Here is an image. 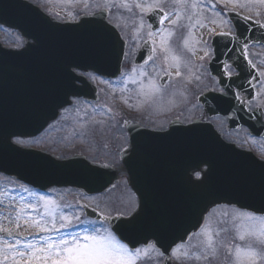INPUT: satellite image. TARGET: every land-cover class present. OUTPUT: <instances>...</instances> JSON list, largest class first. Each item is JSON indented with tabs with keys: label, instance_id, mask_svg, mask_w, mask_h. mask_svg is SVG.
Segmentation results:
<instances>
[{
	"label": "water",
	"instance_id": "water-1",
	"mask_svg": "<svg viewBox=\"0 0 264 264\" xmlns=\"http://www.w3.org/2000/svg\"><path fill=\"white\" fill-rule=\"evenodd\" d=\"M162 17L158 11L147 17L153 31L160 28ZM229 17L236 36L215 38V58L210 65L227 94H209L199 101L211 118L228 117L229 130L247 126L252 134L264 137L262 113L250 115L247 109L259 77L245 57L247 46L264 45V28L237 15ZM0 25L19 30L27 39L21 51L0 46V172L43 191L73 187L95 195L110 190L119 180L112 168L79 156L60 161L12 144L15 137H37L71 105V98L98 100L96 89L73 69L111 78L120 73L125 43L107 21V13L82 17L79 24H60L22 0H0ZM148 50L145 46L138 63ZM226 61L238 76L227 77ZM238 94L245 97L244 102ZM252 118L258 123H252ZM257 125L261 128L256 131ZM146 133L145 139L130 134L131 147L123 153L130 187L139 200L136 226L121 227L128 218H107L84 206L87 217L108 223L132 248L154 242L168 256L173 247L202 228L206 215L217 206L257 214L264 211V163L227 144L211 124H173L165 134ZM160 165L164 166V179L155 177L160 181L156 186L145 183L151 170L160 176ZM139 166L154 168L146 172ZM196 172L200 179H194Z\"/></svg>",
	"mask_w": 264,
	"mask_h": 264
},
{
	"label": "rangeland",
	"instance_id": "rangeland-1",
	"mask_svg": "<svg viewBox=\"0 0 264 264\" xmlns=\"http://www.w3.org/2000/svg\"><path fill=\"white\" fill-rule=\"evenodd\" d=\"M28 1L40 6L46 13L62 22H75L84 14L96 13L102 9L107 10L110 21L119 28L128 47L122 80L112 83L94 75L88 77V80L99 88L100 100L98 103L88 104L83 100L76 101L48 132L36 140L23 141L22 145L44 149L48 153L62 158L84 154L92 161L107 162L111 165L119 164V153L127 143V136L121 124L122 119H138L131 112H127V115L122 114L117 103L124 102L126 107L135 111L136 114L154 119L153 123L139 119L146 126L158 127L171 115L181 116L184 122H191L202 117L203 110L197 103L198 96L210 90H219L217 81L210 77L207 69L213 57L209 44L213 39L211 34L218 31L228 33L232 31L233 33V28L227 17L224 16L223 9L241 12L243 8L245 12L242 13L264 23V3H260L259 0H234V2H229V0H186V3H175L174 0ZM125 3L128 7L122 6ZM136 3H140L143 10L135 7ZM192 3H197V7L192 8ZM128 8H131V11ZM161 8L168 18L163 20V27L159 33L149 35L150 27L146 22V15L154 9ZM173 20L176 21L175 24L171 23ZM213 20L215 23L212 22ZM169 32H171L170 36ZM162 37L166 40V46L163 48L161 47ZM146 40L151 41L155 56L146 66L138 68L134 65L135 55ZM0 41L9 48L23 46V40L19 39L15 33L1 28ZM249 58L264 66V49H251ZM166 69L169 70V73H165L168 72L165 71ZM141 72L145 75L142 76ZM177 72L180 74L177 75ZM228 73L233 75L231 69H228ZM162 74L170 77L164 89H161L159 85ZM132 79H135L136 83H132ZM141 82L145 86L152 82L159 91L145 87L143 91L147 95L142 94ZM258 89V99L251 106L252 108L257 105L264 108V76H262V83ZM160 118H164L163 123L160 122ZM83 122H87L89 127H84ZM212 123L226 141L242 148L249 147L259 158L264 160V141L249 139L245 130L227 133V123L223 118H215ZM74 127L84 134L93 133V135L86 140L85 136L74 134ZM66 131H68L67 134ZM30 192L29 188L23 187L15 180L0 175V226L9 228L13 232H24L32 241L48 237L53 240L62 237L68 238L67 234L69 233L83 236L86 229L89 232L93 229L103 232L106 227L89 224L88 220L83 218V212L75 203L77 198L110 215L114 213L129 214L136 209V201L123 182L108 194L94 198L82 197L73 189L51 191L50 194L41 197H46L59 205L57 213L64 212L68 215L75 213L83 223L74 222L70 227L61 229L59 232L41 233L39 228L25 223V219L29 215L38 218V213L30 208H25L21 214L24 218L19 221L21 226L17 229L15 222L9 223V220L15 217L22 204H35L40 197V195ZM237 211L239 210L233 208H219L209 215L207 228L211 230L214 241L224 240L233 245L244 246L245 242L238 239L237 229L234 227L239 221L231 220L232 214ZM40 212H43L42 207ZM224 212H228L229 216L224 217L222 215ZM256 227L259 228L260 225L257 224ZM222 229H227V231H221ZM217 232H220L219 237L216 235ZM8 242L12 243L13 240ZM205 242L206 236L201 233L192 240L189 246L182 247L177 251L178 260L184 264H191V258H184V254L188 253L189 257L193 254L198 255ZM0 247H3L2 242H0ZM4 255H9V260L4 261L3 264H11V256L6 252L0 254V260H3ZM224 256L225 251L221 248L218 256L215 259L207 260V262L209 264H225ZM141 258L136 261V264H151ZM202 260L203 264H207L204 259Z\"/></svg>",
	"mask_w": 264,
	"mask_h": 264
},
{
	"label": "snow or ice",
	"instance_id": "snow-or-ice-1",
	"mask_svg": "<svg viewBox=\"0 0 264 264\" xmlns=\"http://www.w3.org/2000/svg\"><path fill=\"white\" fill-rule=\"evenodd\" d=\"M174 2L186 3V0H174ZM229 2H234V0H229ZM259 2L264 3V0H259ZM122 6L128 7L127 3ZM135 7L143 10L140 3H136ZM191 7L196 8L197 3H192ZM128 10L131 11V8H128ZM159 10L163 12L162 8ZM167 18V15H165L164 19ZM212 22L215 23V20ZM161 23H163V20ZM171 23L175 24L176 21L173 20ZM229 34L227 32L221 33L225 36ZM149 35L152 34L149 33ZM168 35L170 36L171 32ZM161 41V47L163 48L166 46V40L162 37ZM173 59L176 58L173 57ZM133 72H135V69H133ZM176 74L179 75L180 73L177 72ZM141 75L143 76L145 73L141 72ZM131 82L136 83V80L132 79ZM145 87L159 91L154 83L150 82L149 85L145 86L141 82L140 90L145 95H147L143 91ZM15 143L22 145L24 142L17 139ZM196 175L199 178L201 174L196 172ZM41 207L43 212H40ZM25 208H30L38 213V218L29 215L25 219V223H30L32 226L39 228L41 233L59 232L61 229L70 227L74 222L83 223L75 213L72 215L64 212L57 213L59 205L46 197H39L35 204H22L15 217L9 220V223L15 222L17 229L21 226L19 221L24 218L21 214ZM138 215L137 212L130 218L125 219L121 227H135ZM222 215L227 217L229 213L224 212ZM231 220L239 221L234 227L237 229L238 239L245 242L243 247L227 243L224 240L214 241L211 230L205 225L202 229L206 236L203 249L198 255L193 254L191 257L188 253H185L184 258H194L197 261L215 259L219 250L223 248L225 251V264H264V211H260L259 214L252 211H237L232 214ZM257 224L260 225L259 228L256 227ZM221 231H227V229ZM0 233H5L7 237L13 238V242L9 243L5 236L0 235V242L3 244V247H0V254L5 252L10 254L11 264H136L142 254L147 256V249L155 248V245H147V249L130 248L128 244L122 243L108 228H105L103 232L97 229L89 232L86 229L83 236L69 233L68 238L62 237L58 240H53L51 237L36 241L27 240L26 238L21 240L20 237H25L24 232L14 233L11 229L2 226H0ZM216 235L219 237L220 232H217ZM7 260H9V255H4L3 260H0V264Z\"/></svg>",
	"mask_w": 264,
	"mask_h": 264
}]
</instances>
